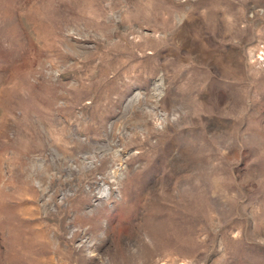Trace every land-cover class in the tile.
<instances>
[{"label": "rangeland", "instance_id": "1", "mask_svg": "<svg viewBox=\"0 0 264 264\" xmlns=\"http://www.w3.org/2000/svg\"><path fill=\"white\" fill-rule=\"evenodd\" d=\"M0 264H264V0H0Z\"/></svg>", "mask_w": 264, "mask_h": 264}]
</instances>
